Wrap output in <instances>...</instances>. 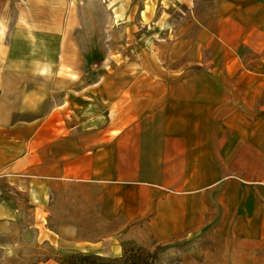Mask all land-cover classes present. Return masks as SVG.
<instances>
[{"label": "crops", "instance_id": "obj_1", "mask_svg": "<svg viewBox=\"0 0 264 264\" xmlns=\"http://www.w3.org/2000/svg\"><path fill=\"white\" fill-rule=\"evenodd\" d=\"M244 1L222 15L203 76L117 115L85 93L100 80L84 79L96 58L80 5L0 0V253L57 264L204 235L221 264H264V0Z\"/></svg>", "mask_w": 264, "mask_h": 264}, {"label": "rangeland", "instance_id": "obj_2", "mask_svg": "<svg viewBox=\"0 0 264 264\" xmlns=\"http://www.w3.org/2000/svg\"><path fill=\"white\" fill-rule=\"evenodd\" d=\"M73 1L80 5L84 21L79 27L81 43L96 58L84 79L87 83L100 80L85 93L94 97L91 103L96 101L97 109L117 115L135 112L133 94H168L175 82L192 74L203 76L210 66L209 43L212 35L218 34L222 15L229 11L238 17L247 5L252 6L244 0ZM161 83L166 89H158ZM110 98L117 103L109 106ZM205 238H176L141 248L156 251L158 264H221L219 242ZM131 248L139 246L124 242L123 252ZM35 252L38 258L46 256L42 248ZM7 253H0V264H21L29 249L19 247ZM67 255H56L57 264Z\"/></svg>", "mask_w": 264, "mask_h": 264}, {"label": "trees", "instance_id": "obj_3", "mask_svg": "<svg viewBox=\"0 0 264 264\" xmlns=\"http://www.w3.org/2000/svg\"><path fill=\"white\" fill-rule=\"evenodd\" d=\"M59 264H158V253L141 247L124 250L119 257L74 252L68 254Z\"/></svg>", "mask_w": 264, "mask_h": 264}]
</instances>
